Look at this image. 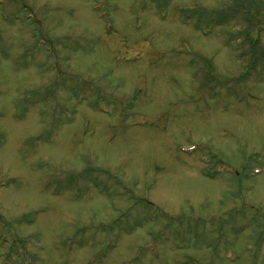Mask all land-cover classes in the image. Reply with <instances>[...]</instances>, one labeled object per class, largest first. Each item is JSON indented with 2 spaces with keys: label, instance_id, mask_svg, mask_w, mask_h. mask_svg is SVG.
Returning a JSON list of instances; mask_svg holds the SVG:
<instances>
[{
  "label": "rangeland",
  "instance_id": "374dc122",
  "mask_svg": "<svg viewBox=\"0 0 264 264\" xmlns=\"http://www.w3.org/2000/svg\"><path fill=\"white\" fill-rule=\"evenodd\" d=\"M0 264H264V0H0Z\"/></svg>",
  "mask_w": 264,
  "mask_h": 264
}]
</instances>
